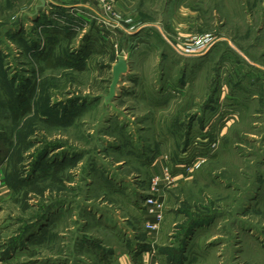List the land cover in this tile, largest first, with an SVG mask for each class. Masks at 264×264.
<instances>
[{
	"label": "rangeland",
	"instance_id": "rangeland-1",
	"mask_svg": "<svg viewBox=\"0 0 264 264\" xmlns=\"http://www.w3.org/2000/svg\"><path fill=\"white\" fill-rule=\"evenodd\" d=\"M77 1L30 16L37 0H0V253L113 264L138 239L159 264H264V0ZM118 58L130 69L104 103ZM215 138L218 159L180 178L181 151ZM164 156L179 179L148 234L143 201ZM238 223L258 245L231 250Z\"/></svg>",
	"mask_w": 264,
	"mask_h": 264
},
{
	"label": "built area",
	"instance_id": "built-area-1",
	"mask_svg": "<svg viewBox=\"0 0 264 264\" xmlns=\"http://www.w3.org/2000/svg\"><path fill=\"white\" fill-rule=\"evenodd\" d=\"M97 1V0H95ZM99 3H104V0H98ZM211 38L204 37L200 40L192 41L191 49H198V51L206 50V47L210 45ZM114 47H116L114 45ZM190 49V48H189ZM187 149L182 151L179 155L180 165L177 167L181 170V177H187L193 174L197 169L210 160L216 153L217 140L216 138L209 141L203 139L197 141L192 145L186 147ZM157 164L160 165L158 174L153 175L150 178L148 187V196L143 201L144 214L147 216L143 221V231L146 233H154L158 231L159 224L162 221V202L160 201V192H163L167 188L174 187L179 177L172 173L170 164H168L167 156L160 157ZM2 174L0 173V195L3 188Z\"/></svg>",
	"mask_w": 264,
	"mask_h": 264
},
{
	"label": "crops",
	"instance_id": "crops-1",
	"mask_svg": "<svg viewBox=\"0 0 264 264\" xmlns=\"http://www.w3.org/2000/svg\"><path fill=\"white\" fill-rule=\"evenodd\" d=\"M73 2H75V3H77V4H75V5H65V4H63V3H60V2H57V1H54V0H44V2H45V4H46V6H45V8L47 9V8H49V7H51V6H56V7H59V8H69V7H78V6H80V7H82L81 5H83L84 6V4H80V3H78V1L77 0H72ZM81 1H83V0H81ZM89 1V0H88ZM37 2H38V0H37ZM61 2H64V1H61ZM84 2V1H83ZM82 2V3H83ZM90 6H96L97 5V2L94 0V1H92V4H89ZM44 8V9H45ZM40 13V12H39ZM39 13H38V15H39ZM129 67V66H128ZM129 69H130V67H129ZM125 75H127V74H125ZM122 79H123V76L121 77V79H120V82L118 83L119 85L117 86L118 88L120 87V83L122 82ZM117 87H116V94H115V98L118 96V89H117ZM217 157H219V156H217L216 154H215V156H213V159L212 160H216V159H218ZM153 166H152V173H158V171H159V167H160V165L159 164H156V162L154 163V164H152ZM154 167V168H153ZM176 169H178L177 167H175ZM204 171V170H203ZM178 172H180L179 171V169H178ZM203 174V173H202ZM205 175H207V174H205ZM188 177V176H187ZM186 177V178H187ZM193 177V176H192ZM192 177H190L191 179H192ZM215 177V176H214ZM190 178H188V179H185L184 181H182V182H185V181H188ZM190 179V180H191ZM183 180V179H182ZM189 180V181H190ZM3 182V181H2ZM253 183L254 182H252V185H253ZM255 184V183H254ZM263 185H264V183H263ZM262 185V186H263ZM249 186H251L250 184H249ZM237 187V186H236ZM250 188V187H249ZM255 188H257L256 190H258V193H260V191H262L260 188H259V186H255ZM236 190L238 189V188H235ZM252 187H251V189H248V187H247V189H246V194H248V195H250V193L251 192H253L252 191ZM4 191H5V188L3 187L2 189H1V193H4ZM160 194H161V192H160ZM2 195V194H1ZM1 195H0V200H1ZM255 195H256V193H255ZM256 199H257V195H256ZM239 212H237V215H238V218H240V216H239ZM236 215V216H237ZM210 217H206V218H204V220H206V223H201V229H202V232H203V234H204V232H209L210 231V229H209V225H210V219H209ZM145 219V218H144ZM205 225V226H204ZM228 229L226 230L227 231V233H228V235L229 236H231L230 238H229V240L231 241V245L233 246V248H231V250L233 249V251L235 252V251H237V250H239V249H237V247L239 246V245H243L244 243L245 244H249V243H254V246L255 245H258V242H250V240H248V238L250 237V236H246L247 234H245V232H246V230H247V232L248 231H251V227H246V226H242V225H240V223H238V225H232V226H229V227H227ZM243 233H244V236H242L243 235ZM194 234V233H193ZM195 235H196V230H195V234H194V237H195ZM221 234L218 232V234L215 236V235H213V236H211V238H209V242H208V248H206V251H204L205 253H208V255L210 254V253H212V250H211V248L213 247L212 246V243H214V240H216V238L218 237V236H220ZM242 237H244V238H242ZM248 237V238H247ZM243 239H244V242H243ZM246 239V240H245ZM248 240V241H247ZM221 244H223V243H219V245H221ZM261 244V243H260ZM259 244V245H260ZM141 245H145L146 246V241H143V240H139L138 241V239H137V241L135 240V242L134 243H131V245H129L128 247L127 246H125L123 249L121 248L117 253H115L114 254V252H112V254L111 255H109V257L111 258V257H113L114 258V263L113 264H159V263H157V259H156V256L154 255V253H153V251H152V248H150V249H146V248H140V246ZM261 245H263V244H261ZM223 247V246H222ZM195 248H196V242L195 243H192L191 244V247L190 248H188V250H187V252H189V254H191V256H192V258H190V261H191V259H192V261L194 260L195 261V259L197 258V256H196V254H197V252L195 251ZM205 255V254H204ZM14 256L13 257H11L10 259H4L3 261H0V264H14L13 262V260H14ZM239 258V255H233V259L232 260H234V261H236V259H238ZM187 259H188V255H187ZM231 260V261H232ZM220 264H222V262H220Z\"/></svg>",
	"mask_w": 264,
	"mask_h": 264
},
{
	"label": "water",
	"instance_id": "water-1",
	"mask_svg": "<svg viewBox=\"0 0 264 264\" xmlns=\"http://www.w3.org/2000/svg\"><path fill=\"white\" fill-rule=\"evenodd\" d=\"M38 5L35 6L33 13H29L30 16H35L42 9L45 8L46 4L44 0H38ZM128 62L124 58H118L116 62L111 67V80L109 82L107 95L102 98L104 103H108L114 100L116 94V87L119 85L122 76L128 73L129 67Z\"/></svg>",
	"mask_w": 264,
	"mask_h": 264
},
{
	"label": "trees",
	"instance_id": "trees-1",
	"mask_svg": "<svg viewBox=\"0 0 264 264\" xmlns=\"http://www.w3.org/2000/svg\"><path fill=\"white\" fill-rule=\"evenodd\" d=\"M64 36L63 37H65V38H67L68 40H73L76 36H75V33H69V34H63ZM187 148H184L182 151H184V150H186ZM181 151V152H182ZM178 161H180V159H179V157H178ZM181 162V161H180ZM172 173H173V171H172ZM52 208H53V206H52V204L51 205H49V206H47V207H45V210H44V213H43V215L44 216H47V215H49L50 214V212H51V210H52ZM194 223H191L190 225H188V229L189 230H187L188 232H187V236L192 232H190V228H192V227H194V225H193ZM190 232V233H189ZM26 237H28V236H26ZM25 237V238H26ZM27 240V239H26ZM140 248H146V249H150V247H148L147 245L145 246V245H141L140 246ZM17 250V247L16 246H14V247H12V248H8V249H6V250H4L3 252H1L0 253V261H3L4 259H10L11 257H13V255L17 252L16 251ZM183 252V251H182Z\"/></svg>",
	"mask_w": 264,
	"mask_h": 264
}]
</instances>
